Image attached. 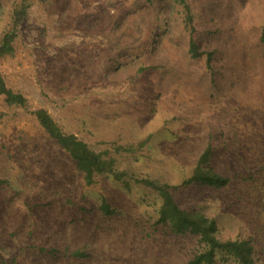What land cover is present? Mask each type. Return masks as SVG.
Returning <instances> with one entry per match:
<instances>
[{
  "label": "rangeland",
  "instance_id": "374dc122",
  "mask_svg": "<svg viewBox=\"0 0 264 264\" xmlns=\"http://www.w3.org/2000/svg\"><path fill=\"white\" fill-rule=\"evenodd\" d=\"M20 1L0 0V38ZM185 1L210 67L189 54L174 0H32L0 60L27 101L0 96V264H189L203 246L160 223L162 201L143 181L179 186L182 209L215 220L221 241H249L264 264V0ZM38 110L113 159L121 180L87 185ZM208 145L231 183L184 186Z\"/></svg>",
  "mask_w": 264,
  "mask_h": 264
},
{
  "label": "trees",
  "instance_id": "16d2710c",
  "mask_svg": "<svg viewBox=\"0 0 264 264\" xmlns=\"http://www.w3.org/2000/svg\"><path fill=\"white\" fill-rule=\"evenodd\" d=\"M147 4H152L154 0H141ZM182 5L185 12L186 28L189 32V54L193 59L206 57L207 65L210 67L213 59L212 52L201 51L196 38L194 20L191 14L190 5L185 0H174ZM32 6V0H21L14 5L10 24L0 38V60L14 52V43L18 36V31L22 23L28 17ZM260 44L264 48V26L261 29L259 38ZM0 96L8 106L26 107V99L14 93L6 86L0 74ZM39 126L45 131L48 137L56 145L69 155L75 163L76 171L82 176L87 185H92L94 178L100 175H113L115 180L120 181L124 176L115 169L113 159L106 158L101 153L92 151L84 142L74 135L65 134L54 122L45 110H38L33 113ZM213 155V147L208 145L199 156L191 177L183 182L184 186H204L213 189H222L231 183V179L219 172H216L210 165ZM143 184L158 193L162 203L159 209L160 223L167 225L175 234H189L198 238L203 250L195 256L189 264H216L218 255L227 256L237 264H255L254 249L247 240L221 241L217 238V224L213 219L207 218L201 213L189 212L182 209L175 201L171 190L179 189V186L161 185L156 182L143 181ZM101 211L110 214V208L103 204ZM75 257L84 256L76 251ZM1 264H12L1 262Z\"/></svg>",
  "mask_w": 264,
  "mask_h": 264
}]
</instances>
